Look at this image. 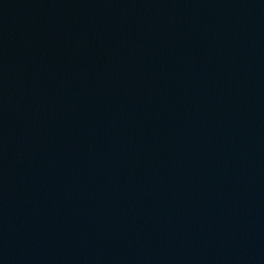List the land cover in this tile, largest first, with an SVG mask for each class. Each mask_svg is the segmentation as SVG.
<instances>
[{
  "label": "water",
  "instance_id": "1",
  "mask_svg": "<svg viewBox=\"0 0 264 264\" xmlns=\"http://www.w3.org/2000/svg\"><path fill=\"white\" fill-rule=\"evenodd\" d=\"M252 264H264V175Z\"/></svg>",
  "mask_w": 264,
  "mask_h": 264
}]
</instances>
